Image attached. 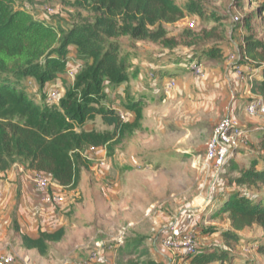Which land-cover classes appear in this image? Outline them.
Segmentation results:
<instances>
[{"label": "rangeland", "instance_id": "obj_1", "mask_svg": "<svg viewBox=\"0 0 264 264\" xmlns=\"http://www.w3.org/2000/svg\"><path fill=\"white\" fill-rule=\"evenodd\" d=\"M12 1L16 8L28 5L29 8L25 9L32 13H40L42 18L44 16L51 18L56 27L63 29L65 33L77 30L75 41L72 40L63 49L58 75L50 82V85L43 88L36 78H22L19 82L20 86L40 103H42L41 99L49 100L45 94L47 90L48 93L52 89L60 90L61 97L64 96L66 91L75 87L78 77L93 63L89 55L90 49L93 46H99L104 51L118 56L119 59H124L128 66L126 74L131 75V78L120 84L115 80L112 81L108 76H102L100 91L94 93V101L98 106L116 107L123 111L124 120L130 117L124 123L132 125L135 123V126L131 129L125 128L123 135L118 134L115 141L109 140L100 146L90 145L83 150L82 155L89 166L82 170L79 185L76 188L66 189V202L62 210L63 213L70 210L69 224L77 223V226L72 229L69 226L70 230L65 234L63 241L51 242L45 253L35 251L33 255L29 252V249L22 243L14 221L17 206L15 204L11 214L8 241L0 252H6L12 244L15 252L22 259L28 256L34 264H40V260H44L45 264H102L99 260L103 258H110L112 264L116 262L118 264L119 259L125 260L126 256L120 257L119 249L116 250V248H119L127 237L143 234L149 237L145 243L151 245L149 246L151 247L150 254L153 258L154 256L158 259L165 257L168 264H199L197 259L182 263L181 253L166 247L165 250L163 246H160L161 244L157 243L156 231L152 230L153 224L157 223L163 228L164 233L174 222L169 219L170 216L174 219L175 216L189 210L198 212L196 216L200 217L195 219L197 225L191 221L190 223L184 222L182 227L195 233L196 242L201 249L213 243L217 253L227 259L223 264H264V254L255 244L258 241L264 242V230L261 227L255 225L246 228L239 233L238 242L230 245L226 244L221 232L215 230L217 228L222 230L228 226L229 213L219 212L220 203L212 207L213 196L216 193L213 192L209 176L205 177V174H200L197 158L200 153H204L206 143L216 124L227 116L224 112L226 103L229 101L232 106V101L238 102L235 116L241 117L246 104L252 99L248 98L250 87L236 88L234 86L233 73L237 67L247 65L241 57V50L246 45V37L252 35L256 39H264V11L261 10L264 0H195L202 3L203 10L207 12L205 20L199 13L191 12L188 8L192 0H174L184 9L185 17L174 23L162 22L151 26L150 30L153 33L157 30L161 31L156 39H133L126 34H109V29L112 32L122 30L121 18L103 14V11L98 10L91 1ZM46 8L53 10L51 15L46 14ZM236 16L241 17L240 22L236 21ZM192 20L196 21L195 26L189 25V21ZM188 31L208 33L205 34L206 38L202 42V49L207 47L203 45L215 40L221 41L220 44L224 46L225 54L222 59L206 60V64H200L203 69L202 75L192 68V71H188L193 74L184 80V83L196 84V77H200L199 82L206 91L213 89L212 108L196 107V101L201 99L198 97L197 89L190 92L189 97L184 92L174 96L167 94L165 90L167 80L172 77L177 85L181 83L178 77L187 72L164 77L166 74L163 71L155 70L159 69L156 67L157 61L167 59L170 54L179 57L181 54L188 56L194 48L187 45V41L193 40L187 38L186 32ZM167 39H174L179 44L168 46L164 44ZM52 57H57V54ZM109 64L114 66L113 69L119 66L114 62H109ZM167 64L168 62L166 66ZM179 66L186 67V64H168L170 71L175 73ZM207 84L217 86L212 88ZM132 96L136 101L141 102V116L138 123L135 122L137 111L128 109ZM157 100L162 101L159 103ZM59 102L58 98L52 103L58 105ZM191 103L194 104L191 105ZM247 115L264 117V114ZM0 121L22 124L26 119H21L17 114H10L3 118L0 116ZM83 130L109 135L113 132V127L104 123L100 116H95L87 121ZM162 150H178V155L175 154L184 162L164 161L163 158H159L160 162L157 159L153 162L155 169L149 170L146 166L150 163L146 162V159L144 162H139L141 157H136L149 153L155 154ZM262 156L264 157V154ZM241 158L248 162L246 158L250 157H243L242 154L234 156L235 161ZM28 163L29 160L18 158L10 169H15V171H19L20 167L27 169ZM235 164L237 170L232 176H227L224 182L226 185H228V180L239 176L240 164L238 162ZM189 170L190 172H187ZM143 171L145 172L140 174ZM131 177L136 181V185H133V181L128 188L122 186L123 181ZM144 181H148L147 185L155 188L153 191H163V194H159L149 203L138 199L134 201L133 195L138 193L135 191L136 186ZM247 195L255 198L261 196L264 200V187L254 188L251 194L246 192L244 196ZM209 197L210 200H208ZM147 211L148 216L145 220L128 226L131 220L134 221ZM216 214L219 218H216ZM168 223L171 224L168 225ZM200 229L201 232H199ZM78 230L81 231L80 234L84 233L79 239L75 237V232ZM214 233L216 234L213 235ZM154 249H160L163 253L155 252ZM93 255H95L94 258ZM21 258H17L18 262Z\"/></svg>", "mask_w": 264, "mask_h": 264}, {"label": "trees", "instance_id": "obj_2", "mask_svg": "<svg viewBox=\"0 0 264 264\" xmlns=\"http://www.w3.org/2000/svg\"><path fill=\"white\" fill-rule=\"evenodd\" d=\"M84 1H91L98 10L103 11V14L121 18L122 30L112 32L109 29V34H126L133 39H156L161 31L157 30L153 33L150 30L151 26L162 22L174 23L185 17L184 9L174 0ZM188 8L191 12L199 13L204 20L207 18L202 3L192 0ZM261 10L264 11V6ZM43 18L40 17V13H32L22 6L16 8L12 0H0V116L3 118L17 114L21 119H26L22 124L0 121V171H7L16 159L23 158L29 160L28 169L45 173L65 188H76L82 170L89 166L82 155L85 147L100 146L109 140L115 141L118 134L123 135L125 128L131 129L135 126V123L134 125L124 123L115 108L98 106L93 97L94 93L100 91L102 76H108L112 81L121 84L129 81L131 75L126 74L128 66L124 59H119L118 56L104 51L99 46H93L89 52L93 63L78 77L74 88L66 91L64 96L60 95L59 104L55 105L48 99H41L42 103L37 102L20 86V80L36 78L41 87L50 85L58 75L63 49L72 40L75 41L77 31L65 33L63 29L56 27L51 18L45 16ZM205 34L208 33L186 32L187 38L194 40L187 41V45L194 47L188 56L181 54L179 57L170 54L167 59L157 61L156 67L159 69L155 70L163 71L166 74L164 77L167 74L172 76L179 72L180 74L189 72L188 70L194 66L204 65L206 60L222 59L225 51L224 46L220 44L221 41L209 42L203 45L207 47L201 48L206 38ZM164 44L174 46L179 43L174 39H167ZM56 54L57 57H52ZM241 57L245 64L252 68L263 69V78L254 80L251 90L255 95L264 98V39H256L252 35L246 37V45L241 50ZM109 62L119 66L113 69L114 66ZM166 62L185 63L186 67L179 66L175 73L170 71ZM45 94L49 97L48 90ZM130 100L128 109L137 111L135 122L138 123L141 116V102L136 101L133 96ZM95 116H100L104 123L113 127V132L109 135H101L95 131L83 130L87 121ZM260 133L258 151L263 155L264 125L261 126ZM262 155L253 158L250 166L239 168V176L228 180L226 190L219 189L214 195L212 207L220 203L219 212L229 213L227 218L229 227L222 230L215 229L221 232L228 245L238 242L239 233L248 227L257 225L264 230V200L261 196L259 198L252 195L244 196L246 192L251 194L254 188L264 187ZM261 161L263 165L258 167ZM235 162V159H232L227 163L223 177L232 176L237 170ZM217 214L216 218H219ZM14 221L19 230L16 219ZM65 234L66 229L62 227L53 231L41 230L37 238L21 234V239L29 250L36 249L39 253H45L51 242L62 241ZM144 240L143 236L137 234L127 237L118 248L120 256L126 258L119 259L118 264H166L151 256L149 248L144 246ZM263 243L258 241L255 244L264 254ZM183 257L193 261L197 259L199 264L216 262L223 264L227 261L226 257L217 253L216 249L207 252L198 248L192 255L183 253Z\"/></svg>", "mask_w": 264, "mask_h": 264}, {"label": "crops", "instance_id": "obj_3", "mask_svg": "<svg viewBox=\"0 0 264 264\" xmlns=\"http://www.w3.org/2000/svg\"><path fill=\"white\" fill-rule=\"evenodd\" d=\"M249 65H244L242 68H245L246 71V75H251V77L254 80H261L263 78V69L262 68H249V70L247 69ZM251 69V70H250ZM184 74V73H183ZM193 73L187 72L185 75H182L180 77H178V80L181 81V83L177 84L174 86V88L170 91L167 92L168 95L171 94V96L176 95L177 93H187L188 97H189V93L194 91V90H198V97L201 99H198L196 101L197 104V108H212L213 106V89L209 90L204 89L205 87H203L202 83L200 84L199 82V78L200 77H196V84H191V83H184V80L186 78H188V76L192 75ZM169 75V74H167ZM205 74H203L204 76ZM233 76L235 77L234 73ZM189 80V79H188ZM234 80V86L236 88H239L240 86L242 87H250L248 93L250 94V97L248 98H254L255 95L252 90H251V83L250 81H248L247 79L239 81L236 79ZM179 85V86H178ZM249 85V86H248ZM207 86H212V88H216L217 85H209L207 84ZM60 91V90H59ZM61 92V91H60ZM166 94V93H165ZM61 95V94H60ZM159 103L162 100H157ZM167 102V101H165ZM232 106H230V102L228 101L224 107V112L228 115H230L231 117L235 118L236 120H238L240 123H242L243 125H246L249 129V144L243 148H241V150H239L237 152V154H242V156H246V157H250L249 159L253 160V158L255 157H259L260 153L258 151V142H259V136H260V130H261V126L264 125V117H252L247 115L248 113L246 112V106L244 108V112L242 113L241 117H236L235 116V112H237L236 107L238 102H236L235 100L232 101ZM194 103H191V105ZM229 105V107H228ZM247 105V104H246ZM115 109L119 112L124 113L121 110H118L116 107ZM129 111V110H127ZM130 112V111H129ZM129 114V113H128ZM130 117L126 118V120H124L123 122H127V119L129 120ZM132 123V122H130ZM161 153V154H160ZM177 153L178 155V150H162L161 152H156L155 154L149 153V154H144V155H139L136 156L137 158L141 157V161L139 162H144V160L146 159V162L150 163L149 165L146 166V168H149V170L151 168L155 169V165H154V160L156 161V159L159 161V158H163L164 161L165 160H169V161H180V162H184L183 159H181L180 157H177V155L175 154ZM264 153V152H263ZM150 154H152V156H150ZM149 157V159H147V157ZM165 156H167L165 158ZM248 158H246V160H248V162L244 161V159H236V162H238L240 164V169L243 167H248L250 166L251 160L249 161ZM160 162V161H159ZM263 162L261 161L258 165V167L262 166ZM156 168L158 169V165H156ZM131 171V170H129ZM126 171V172H129ZM158 171V170H155ZM38 171L36 170H32V169H25L20 167L19 171H15V169H8L7 171H0V192L2 193V197L0 199V214L7 218L10 221H12V212L14 209V205L16 204V212H15V216H16V221L19 227L18 233L21 234H26L31 238H37L40 235V231H53V230H57L59 228L64 227L66 229V233L68 232V230H70V228H74L75 226H77V223L75 224H69L70 222V210H66L63 213V208L65 207L64 205H61L60 207H53L51 205H47L43 202V192L40 191L39 189H37L34 185V177L37 174ZM145 171H143L140 174H143ZM187 172H190L187 171ZM190 174V173H188ZM154 175L153 171H152V176ZM129 180V181H128ZM225 180H227V177H222L221 182H220V190H226V183ZM128 181V182H127ZM133 177H131V179H127L125 182L123 181V185L124 187H130L133 183ZM148 181H144V182H139L136 186V190L138 191V193L135 195H133V200L135 201L136 199H138L139 201H142L144 203H149L150 200H155L159 194H163V191H153L155 188H153V186L147 185ZM136 185V181H134L133 185ZM229 184V183H228ZM79 185V183H78ZM77 185V186H78ZM134 185V186H135ZM235 186V184H234ZM121 187V186H120ZM68 189V188H66ZM65 189V190H66ZM121 189V188H120ZM124 189V188H123ZM219 191V190H218ZM173 197V196H172ZM141 202V203H142ZM198 213V212H197ZM197 213H195V218H193L194 221H192L193 223L196 224L197 221H195V219H198L199 217L196 216ZM73 215V214H71ZM148 216V211L147 213H143L141 215V217L139 218H135V220H131L132 222L128 223V226H132L134 225V223L138 224L139 222L145 220V218ZM177 216L174 217V219L170 216L169 219H172L171 221L173 222V220L175 221ZM171 222V223H172ZM53 223H57V227H55L53 225ZM171 223H168L171 224ZM157 224V223H156ZM153 224V231H156V235L155 237H157L156 241L160 246H163L162 244V238L164 236L163 233V228H161V226L159 224ZM167 225V224H166ZM167 225V226H168ZM70 226V228H69ZM229 227V225L227 226ZM9 229L10 226H0V251L5 247V245L7 244V239L9 237ZM218 229V228H217ZM199 230V229H198ZM80 230H78V232H75V237L76 238H81L83 237L84 233L80 234ZM201 232V229L200 231ZM242 232V231H241ZM80 234V235H79ZM216 233H214L213 235H215ZM71 236V234H70ZM144 237V246L146 248H149V251L151 250V245H148L145 243V241H148V236L147 235H140ZM154 237V236H153ZM208 237V236H206ZM64 239V238H63ZM63 241V240H62ZM155 241V240H154ZM153 241V243H154ZM156 243V242H155ZM4 245V246H3ZM207 246V244H206ZM215 245L212 243L211 245H208V247H205L203 249V251H214L215 250ZM163 248H165L163 246ZM116 250H118V248H116ZM155 252H159V253H163L160 249H154ZM166 250V248H165ZM38 252L36 249H31L29 250V252L33 253V255H35L34 252ZM120 253V250H118ZM117 251V252H118ZM7 252V251H6ZM6 252H0V254H4ZM180 252V251H178ZM39 253V252H38ZM151 253V251H150ZM181 256H180V260L182 261V263L185 262H191V259H186L183 257V252H180ZM168 255V253H165ZM118 255V253H117ZM121 255V253L119 254V256ZM95 255H93L92 257L94 258ZM170 256V255H168ZM121 257V256H120ZM154 258L156 260L159 261H164L166 264H168L167 260L165 257H163V259H161V257L154 256ZM177 258V257H176ZM161 259V260H160ZM110 258H106V259H100L99 263L102 264H112V262L110 261ZM176 260V259H175ZM179 263V261H177ZM40 264H45L44 260H40L39 261ZM218 263V262H216ZM213 263V264H216ZM117 264V262H116Z\"/></svg>", "mask_w": 264, "mask_h": 264}, {"label": "built area", "instance_id": "obj_4", "mask_svg": "<svg viewBox=\"0 0 264 264\" xmlns=\"http://www.w3.org/2000/svg\"><path fill=\"white\" fill-rule=\"evenodd\" d=\"M29 8V6H23ZM51 8H46V14H52ZM237 22L241 21V17H235ZM190 26H195L196 21H189ZM248 67V66H247ZM197 73L202 75L200 66L193 67ZM252 68L251 66L247 69ZM251 70V69H250ZM204 74V73H203ZM237 80L242 81L247 79L251 85L254 79L251 75H246V71L242 67H237L234 71ZM175 79L169 78L165 84L166 92L172 90L175 86ZM60 97V91L52 89L49 91V100L54 102ZM246 112L250 115L264 114V98L260 95L252 98L246 105ZM121 119L124 121L125 116L120 112ZM249 129L230 115L222 118L214 127L209 140L206 143L204 153H200L198 158V169L200 174L209 176V181L212 185L214 193H217L222 179V173L225 171L227 163L234 159L237 152L249 144ZM207 179V178H206ZM206 183V182H205ZM204 183V185H205ZM34 185L37 189L43 192V202L55 208L64 205L66 202V188L59 183L53 181L48 175L43 172H37L34 177ZM2 193L0 192V199ZM208 197V195H207ZM214 197V196H213ZM210 200V197L208 198ZM195 218L194 211H184L180 213L175 221L164 232L162 244L168 249L183 252L187 255L194 254L199 247L196 242V235L193 231L186 230L182 227L184 222L190 223ZM10 222L7 218L0 214V226H9ZM57 227V223H53ZM21 258L14 249V246L9 245V250L6 253L0 254V264H34L28 256ZM31 262V263H30Z\"/></svg>", "mask_w": 264, "mask_h": 264}]
</instances>
